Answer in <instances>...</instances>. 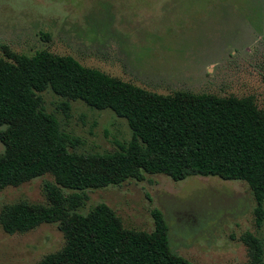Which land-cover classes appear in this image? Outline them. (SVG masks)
<instances>
[{"label":"rangeland","instance_id":"1","mask_svg":"<svg viewBox=\"0 0 264 264\" xmlns=\"http://www.w3.org/2000/svg\"><path fill=\"white\" fill-rule=\"evenodd\" d=\"M69 55L146 90L251 96L264 108V0H0V57L4 50ZM60 129L79 139L75 152H109L130 129L112 111L39 92ZM66 102L68 107L62 108ZM0 143V152L2 151ZM50 174L0 190V207L44 201ZM64 192H71L64 190ZM78 209L103 202L129 229L149 231L151 209L163 215L171 251L196 264H247L246 233L264 247L248 185L192 175L174 181L145 174L85 191ZM61 232L42 223L24 233L0 230V264H34L60 248Z\"/></svg>","mask_w":264,"mask_h":264},{"label":"trees","instance_id":"2","mask_svg":"<svg viewBox=\"0 0 264 264\" xmlns=\"http://www.w3.org/2000/svg\"><path fill=\"white\" fill-rule=\"evenodd\" d=\"M0 57V190L50 174L44 201L20 200L0 207V230L24 233L55 224L63 243L34 264H196L171 251L166 224L151 209L149 231L122 225L103 202L79 212L85 191L118 185L145 174L174 181L216 176L244 181L256 222L264 219V108L251 96H218L176 90L160 94L136 86L69 55L41 49L33 54L4 50ZM49 89L91 108L124 118L130 137L109 152L69 150L79 139L60 129L39 92ZM66 102L62 108H67ZM64 190H70L67 193ZM247 264H264V247L250 233Z\"/></svg>","mask_w":264,"mask_h":264}]
</instances>
